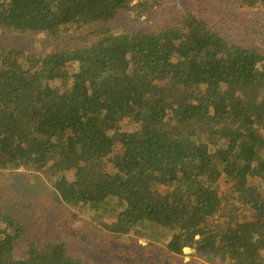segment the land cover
<instances>
[{"label":"trees","instance_id":"1","mask_svg":"<svg viewBox=\"0 0 264 264\" xmlns=\"http://www.w3.org/2000/svg\"><path fill=\"white\" fill-rule=\"evenodd\" d=\"M159 3L0 0L6 32L74 27L85 41L37 54L0 42V167L48 174L58 203L160 244L165 264L187 247L207 262L264 264V53L192 12L158 31L132 24ZM118 13L133 20L120 31ZM25 230L0 206V264H89L59 238L19 255Z\"/></svg>","mask_w":264,"mask_h":264},{"label":"rangeland","instance_id":"2","mask_svg":"<svg viewBox=\"0 0 264 264\" xmlns=\"http://www.w3.org/2000/svg\"><path fill=\"white\" fill-rule=\"evenodd\" d=\"M158 6L139 20L123 19L118 13L112 20L114 30L125 29L122 21H133L141 27L158 31L166 26L179 24L187 12H192L220 32L225 38L254 46L264 53V9L260 4L245 6L236 0H159ZM86 29L84 28V31ZM79 28H67L60 34L45 32H6L0 29V42L28 54L50 53L63 47H77L85 44L78 38ZM73 70L72 67H69ZM133 125L131 129L137 125ZM120 129V127H118ZM122 130H124L122 124ZM118 150V149H117ZM113 152L111 155L118 151ZM101 168L102 174L112 171V158ZM0 167V206L13 215L25 227L19 255L28 242L61 239L71 251L85 258L89 264H101L110 257H117L119 264H165L167 254L160 244L147 245L144 238L135 235L115 237L93 225L86 207L61 205L52 192L53 183L48 174ZM76 169L68 172L75 181ZM219 193H228L230 184L219 177ZM263 193V190H260ZM168 264H223L207 262L198 257L194 248H185L182 255H176Z\"/></svg>","mask_w":264,"mask_h":264}]
</instances>
